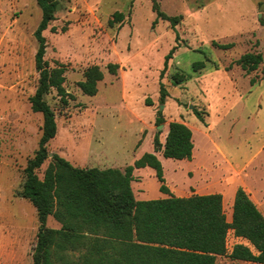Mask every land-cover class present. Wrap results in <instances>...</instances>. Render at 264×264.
Segmentation results:
<instances>
[{"label": "rangeland", "instance_id": "374dc122", "mask_svg": "<svg viewBox=\"0 0 264 264\" xmlns=\"http://www.w3.org/2000/svg\"><path fill=\"white\" fill-rule=\"evenodd\" d=\"M156 1L167 15L182 16L175 27L157 19L153 0H58L56 19L44 31L45 58L51 66H66L65 86L75 99L64 106L56 90L46 96L58 125L49 151L80 167L124 169L155 151L159 131L165 142L171 121H183L194 132L195 156L171 167L176 159L163 157L171 192H220L231 220L235 193L243 187L264 212V63L251 73L236 63L225 68L246 52L264 56V0ZM117 10L124 20L111 26ZM41 19L37 0H0V264H34L40 221L22 190L25 167L43 132V114L30 102L40 77L35 32ZM213 40L235 46L220 49ZM176 44L161 78L165 56ZM204 59L208 67L193 71L192 64ZM110 62L120 64L118 74L108 71ZM92 64L100 65L105 77L91 96L78 81ZM176 72L189 74V80L174 86ZM161 81L168 92L165 102ZM195 110L203 112L207 125ZM160 115L165 121L158 129ZM50 157L37 170L41 177ZM148 170L154 172L134 170L136 198L167 196ZM47 224L61 226L52 215ZM240 241L230 233L229 251ZM216 264L257 263L223 255Z\"/></svg>", "mask_w": 264, "mask_h": 264}, {"label": "trees", "instance_id": "16d2710c", "mask_svg": "<svg viewBox=\"0 0 264 264\" xmlns=\"http://www.w3.org/2000/svg\"><path fill=\"white\" fill-rule=\"evenodd\" d=\"M37 1L42 8V19L35 32L39 42L35 61L40 77L30 102L35 112L43 114L44 122L40 146L25 167L22 190V195L36 207L40 221L34 264H216L217 257L223 255L232 260L264 264V212L243 187L236 191L230 221L222 193L178 196L166 184L164 167L156 152H162L166 158H193V130L185 122L171 121L165 142L160 140L159 131L154 138L155 151L144 153L124 169L80 167L59 153L50 157L48 144L56 136L58 125L55 110L46 96L56 90L64 106L75 96L65 86L66 66H51L45 58L44 31L56 19L59 2ZM153 1L157 19L169 20L173 27L180 22L181 15H167ZM124 17L117 10L109 24L113 26ZM212 45L227 50L235 43L213 40ZM178 47L179 44L173 46L165 56L161 78ZM235 63L251 73L264 63V56L260 52H246L226 66V70H231ZM207 67L206 59L192 64L193 71ZM107 68L116 75L120 64L110 62ZM104 77L101 66L92 64L85 69L78 86L84 94L96 95ZM189 78L185 72H176L172 82L176 86ZM256 82V78H251L252 85ZM160 91L161 101L165 102L168 92L162 81ZM195 114L207 125L202 111L195 110ZM158 121L160 124L165 121L162 115ZM49 157L50 163L41 177L37 170ZM148 166L156 171L160 190L169 196L136 198L132 187L134 170ZM51 215L61 223L59 228L48 226ZM230 233L246 242H236L229 251ZM77 252V257L71 258Z\"/></svg>", "mask_w": 264, "mask_h": 264}, {"label": "crops", "instance_id": "0c3cea01", "mask_svg": "<svg viewBox=\"0 0 264 264\" xmlns=\"http://www.w3.org/2000/svg\"><path fill=\"white\" fill-rule=\"evenodd\" d=\"M193 138H194V132H193ZM194 144H195V141H194ZM194 148H195V146H194ZM195 151V150H194ZM193 151V157L195 156V152ZM154 152V151H153ZM156 154H157V152H156ZM158 155V157L160 158V160L162 161V164H163V167H164V176H166L167 175V167H169V166H167V165H165V161L163 160V157H165L164 155H160V154H157ZM141 157V156H140ZM139 157V158H140ZM166 158V157H165ZM138 159V158H137ZM171 159H173V158H171ZM193 159V158H192ZM185 160H188V159H176V161H174V162H172V164L170 165V167L172 166V165H176V163H180V162H182V161H185ZM149 167V166H148ZM106 168H108V167H106ZM145 167H142V168H136V169H139V170H142V169H144ZM152 168V167H151ZM122 169V168H121ZM149 171V170H148ZM149 172H151V174L153 173L154 174V172H155V175H156V171L154 170V172L153 171H149ZM134 178H135V175H134ZM165 179H166V177H165ZM135 180V179H134ZM133 180V181H134ZM132 181V182H133ZM159 181V180H158ZM167 184V183H166ZM161 185V184H160ZM132 187H133V185H132ZM169 187V186H168ZM170 188V187H169ZM134 190V189H133ZM171 190V189H170ZM162 193H164V192H162ZM173 193V192H172ZM209 193H211V192H209ZM164 194H167V193H164ZM174 194V193H173ZM199 194H205V193H199ZM236 194V193H235ZM176 195V194H175ZM167 196H169V194L167 195ZM167 196H165V197H167ZM178 196H187V195H178ZM159 198H161V197H159ZM235 198V197H234ZM233 211V210H232ZM228 218V217H227ZM229 220V219H228ZM231 221V220H230ZM240 239V238H239ZM246 242V240H244V239H241V241L240 242ZM247 262H249V261H247ZM255 263V262H254ZM257 264H259V263H257Z\"/></svg>", "mask_w": 264, "mask_h": 264}, {"label": "water", "instance_id": "95a60500", "mask_svg": "<svg viewBox=\"0 0 264 264\" xmlns=\"http://www.w3.org/2000/svg\"><path fill=\"white\" fill-rule=\"evenodd\" d=\"M60 9V3L58 4V10ZM164 126V124H159L158 129H161ZM52 155V154H51Z\"/></svg>", "mask_w": 264, "mask_h": 264}]
</instances>
